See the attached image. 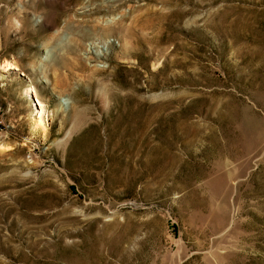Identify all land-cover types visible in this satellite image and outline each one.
<instances>
[{
  "label": "rangeland",
  "instance_id": "obj_1",
  "mask_svg": "<svg viewBox=\"0 0 264 264\" xmlns=\"http://www.w3.org/2000/svg\"><path fill=\"white\" fill-rule=\"evenodd\" d=\"M0 264H264V0H0Z\"/></svg>",
  "mask_w": 264,
  "mask_h": 264
},
{
  "label": "bare ground",
  "instance_id": "obj_2",
  "mask_svg": "<svg viewBox=\"0 0 264 264\" xmlns=\"http://www.w3.org/2000/svg\"><path fill=\"white\" fill-rule=\"evenodd\" d=\"M16 68V66H13V64H9L8 65V68ZM33 89V88H32ZM38 102H39V107L37 106V114H39V116L37 117V120H36V126H39V127H43V114L45 112L44 110V104L38 99Z\"/></svg>",
  "mask_w": 264,
  "mask_h": 264
}]
</instances>
